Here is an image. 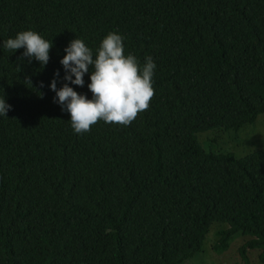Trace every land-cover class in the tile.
<instances>
[{
    "label": "trees",
    "instance_id": "1",
    "mask_svg": "<svg viewBox=\"0 0 264 264\" xmlns=\"http://www.w3.org/2000/svg\"><path fill=\"white\" fill-rule=\"evenodd\" d=\"M25 30L52 41L43 68L3 47ZM109 32L153 59L155 94L129 126L76 134L49 85L71 40L95 55ZM0 98V264H182L215 222L216 252L247 235L264 264V147L198 137L264 113V0H0Z\"/></svg>",
    "mask_w": 264,
    "mask_h": 264
},
{
    "label": "clouds",
    "instance_id": "2",
    "mask_svg": "<svg viewBox=\"0 0 264 264\" xmlns=\"http://www.w3.org/2000/svg\"><path fill=\"white\" fill-rule=\"evenodd\" d=\"M123 40L118 32H109L101 40L95 55L78 38L71 40L64 49L66 54L60 64L65 71V83L58 89L54 78L49 87L55 93L53 102L60 105L61 111L70 114L74 133L90 132L92 126L100 121L126 127L149 109L155 94L153 76L156 64L151 57H146L141 65L135 55L125 54ZM52 46V41L32 30L20 31L15 38L3 42V47L13 53L24 50L18 59L27 58L29 63L36 60L41 68L49 62ZM85 74L90 75V83L87 84L90 99L69 86L84 87ZM55 76H59V71ZM26 80L31 84L30 78ZM10 108L6 99L0 98V116H7Z\"/></svg>",
    "mask_w": 264,
    "mask_h": 264
},
{
    "label": "rangeland",
    "instance_id": "3",
    "mask_svg": "<svg viewBox=\"0 0 264 264\" xmlns=\"http://www.w3.org/2000/svg\"><path fill=\"white\" fill-rule=\"evenodd\" d=\"M201 144L208 150L220 152H233L236 156L264 147V113L260 114L253 124H247L240 130H225L214 128L198 134ZM221 222L213 223L204 243L202 251L197 252L182 264H247L240 253L241 245L250 237L247 235L237 237L228 250L218 253L213 244L218 238V231L226 227ZM260 250L248 251V264H263L259 258Z\"/></svg>",
    "mask_w": 264,
    "mask_h": 264
}]
</instances>
